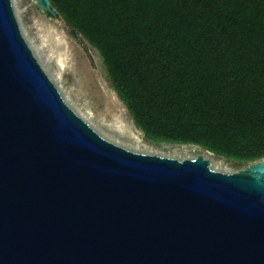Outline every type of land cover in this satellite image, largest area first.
I'll return each instance as SVG.
<instances>
[{"label": "water", "instance_id": "water-1", "mask_svg": "<svg viewBox=\"0 0 264 264\" xmlns=\"http://www.w3.org/2000/svg\"><path fill=\"white\" fill-rule=\"evenodd\" d=\"M0 264H264V158L224 172L109 141L0 0Z\"/></svg>", "mask_w": 264, "mask_h": 264}, {"label": "trees", "instance_id": "trees-1", "mask_svg": "<svg viewBox=\"0 0 264 264\" xmlns=\"http://www.w3.org/2000/svg\"><path fill=\"white\" fill-rule=\"evenodd\" d=\"M50 3L99 52L147 140L264 158V0Z\"/></svg>", "mask_w": 264, "mask_h": 264}, {"label": "rangeland", "instance_id": "rangeland-1", "mask_svg": "<svg viewBox=\"0 0 264 264\" xmlns=\"http://www.w3.org/2000/svg\"><path fill=\"white\" fill-rule=\"evenodd\" d=\"M20 31L63 100L95 131L130 150L175 157L202 155L213 169L234 172L244 166L196 145L147 140L134 124L107 77L99 52L62 20L49 18L33 0H11Z\"/></svg>", "mask_w": 264, "mask_h": 264}]
</instances>
